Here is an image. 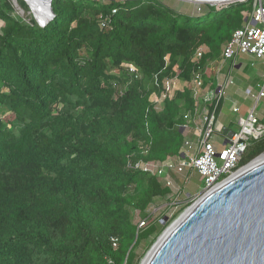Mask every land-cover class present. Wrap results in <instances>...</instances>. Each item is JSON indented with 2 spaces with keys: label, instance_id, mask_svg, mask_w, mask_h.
Wrapping results in <instances>:
<instances>
[{
  "label": "trees",
  "instance_id": "16d2710c",
  "mask_svg": "<svg viewBox=\"0 0 264 264\" xmlns=\"http://www.w3.org/2000/svg\"><path fill=\"white\" fill-rule=\"evenodd\" d=\"M253 1L52 0L54 17L40 26L0 0V264L139 263L137 248L169 223L148 209L170 190L127 163L179 153L183 116L200 106L193 74L221 57ZM155 75L182 84L159 109ZM263 152L264 136L241 164Z\"/></svg>",
  "mask_w": 264,
  "mask_h": 264
},
{
  "label": "built area",
  "instance_id": "2783aa9c",
  "mask_svg": "<svg viewBox=\"0 0 264 264\" xmlns=\"http://www.w3.org/2000/svg\"><path fill=\"white\" fill-rule=\"evenodd\" d=\"M116 4H123L128 0H111ZM264 0H254L253 8L249 14L246 23L236 29L230 40H228L221 50V63L232 60L238 53L252 55L256 58H264ZM117 6L111 9L110 14L117 12ZM109 16H105L100 21V26H106ZM203 47L197 49L195 58L200 59L204 53ZM124 71L129 75L139 76L138 68L132 63H123ZM224 81L217 85L215 89H204L203 76L200 71L193 74L192 77V96L200 103V106L194 113H186L183 118L185 123L181 125V131L184 134L183 143L179 153L173 157L162 161L147 162L143 160L131 161L127 167L132 170L142 171L155 176L159 182L170 190V207L176 209L179 203L196 202L198 194L185 192L186 181L193 174L198 175L203 183L201 193L215 188L225 180L234 176L237 172L245 168L253 159L245 164H241L245 157V150L249 148L254 140L264 136V125L260 123L255 113V105L247 112L245 116L239 117L237 129L228 137L222 146L213 141L212 136L215 132V126L218 117V110L225 96L226 83ZM154 84L160 88V94L153 93L151 101L156 103L159 109L161 102L166 97H171L175 90L180 89L181 82L177 77H165L161 82L154 76ZM121 94L122 90L119 88ZM258 101L264 97V86L257 94H251ZM199 104H197L198 106ZM234 113L239 112L238 106H233ZM192 124L193 126H190ZM192 134V136H191ZM202 194V195H203ZM191 203V204H193ZM175 209L164 218L159 219L161 225L166 224L174 215ZM170 222V223H171ZM148 219H140L138 228L145 227ZM112 245L116 246L117 238H112Z\"/></svg>",
  "mask_w": 264,
  "mask_h": 264
},
{
  "label": "water",
  "instance_id": "95a60500",
  "mask_svg": "<svg viewBox=\"0 0 264 264\" xmlns=\"http://www.w3.org/2000/svg\"><path fill=\"white\" fill-rule=\"evenodd\" d=\"M37 1L45 6V13L41 20L35 16L34 19L44 26L54 17L52 0ZM238 1L242 0L226 4ZM12 3L17 6V1ZM227 135L231 137L232 132ZM262 155L264 152L239 173L187 206L163 230L140 264H264Z\"/></svg>",
  "mask_w": 264,
  "mask_h": 264
},
{
  "label": "rangeland",
  "instance_id": "374dc122",
  "mask_svg": "<svg viewBox=\"0 0 264 264\" xmlns=\"http://www.w3.org/2000/svg\"><path fill=\"white\" fill-rule=\"evenodd\" d=\"M10 1L12 3V0H10ZM181 1H183V0H181ZM184 2H187L190 5L196 4L194 2L190 3L189 1H184ZM128 3H130V2H128ZM263 3H264V1H263ZM12 5H13V13H14L15 16L21 17L25 21L29 20L30 17H33V18H34V16L36 17V15H34L31 12L30 9H29V11L23 10L19 6L18 2H17V6H15L13 3H12ZM2 25H3V22L0 19V28H1ZM237 55H236L237 60H239L243 64V68H246V70H245V73H242V71H239V70L235 69L234 72L232 73L233 78L239 79V78H243L246 75L252 74V75L256 76L255 77L256 80H259V82L264 84V58H255L252 55L242 54V53H238ZM228 64H229L228 61L225 62L224 67L228 66ZM238 103H239L240 107H242V109H246V108L250 109L254 105V100H251L248 97V98H245V99L238 100ZM255 113H256V116L258 118L264 119V100L263 101L261 100V102L257 105ZM7 115H9V114L8 113L3 114V115H1V117L5 119V117H9ZM237 119H238V114L237 113L233 114L231 112H228V113L227 112H223L222 115H220V117L218 118V120L216 122L215 132L213 133V136H212L213 139L212 140L216 141L218 145L222 146V142L224 140V135L220 131L222 125H225V126H228L230 128L235 129L236 123H237ZM190 126H193V125L190 124ZM191 136H192V134H191ZM247 152H248V149L245 150L246 154H247ZM246 154H245V156H246ZM184 185H185V192L186 193L188 192V193L193 194V195L199 193L198 194V198L203 194V193H201V190L203 188V183L201 181V178L198 175H193V176L189 177L188 181H186V183H184ZM167 203H170V201L165 202V200H157L155 202V204L152 205L148 210H149V212L154 213L153 214L154 218L160 212H162V213L164 212V214L167 215V214H169L170 212H172L175 209L174 207H170V205H169L168 208H166ZM191 203H193V201H191ZM191 203H189V205H191ZM180 214L181 213L177 214L176 217H178ZM134 218H135V221H139L140 220L138 215L134 216ZM171 221L172 220L170 219V221L167 224V226L170 224ZM158 228H160V227H158ZM162 232L163 231H161V233ZM160 234L157 236V238L160 236ZM153 237H154V234L151 235L146 241H144L139 246V248H137L136 252L138 254H142L141 258L139 259V263L138 264H140L142 258L151 249L152 245L157 240V238L155 240H152ZM148 243H150L149 244L150 246L146 247L148 245Z\"/></svg>",
  "mask_w": 264,
  "mask_h": 264
},
{
  "label": "crops",
  "instance_id": "0c3cea01",
  "mask_svg": "<svg viewBox=\"0 0 264 264\" xmlns=\"http://www.w3.org/2000/svg\"><path fill=\"white\" fill-rule=\"evenodd\" d=\"M105 1H109V0H105ZM203 49L204 51H206V47L203 46ZM225 62L221 63V57H219L217 61L210 62L205 67V70L202 72L203 81L204 78L208 80L207 83L204 82L205 90L215 89L217 85L224 83V81H232L231 84L227 82L225 85V96L222 100V103L220 104L217 120L220 117V115H222L223 112H227V113L231 112L235 114L232 111L233 106L239 107V112L237 113L238 118L245 116L251 108L242 109V107H240L238 103V100L240 99H245L249 97V99L254 100L255 110L257 108V105L261 102V100L262 101L264 100V97H261L258 101H256L255 98H253L250 94L247 93V91L250 90L251 94L253 93L256 95L258 90L264 86V84L259 82V80L255 79L256 76L249 74L244 76L243 78H239V79L233 78L232 73L234 72L235 69L242 71V73H245L246 70V68H243V64L239 60H237V57H235L232 60H228L229 64L226 67H224ZM258 119L260 123L264 125L263 122L264 119L262 118H258ZM236 129H237V123L235 129L222 125L220 131L224 135L223 142H225L226 139L228 138L227 133L229 132L233 133Z\"/></svg>",
  "mask_w": 264,
  "mask_h": 264
},
{
  "label": "bare ground",
  "instance_id": "6f19581e",
  "mask_svg": "<svg viewBox=\"0 0 264 264\" xmlns=\"http://www.w3.org/2000/svg\"><path fill=\"white\" fill-rule=\"evenodd\" d=\"M17 1V0H15ZM27 2V5L30 7V10L31 12L36 15L37 19L38 20H41L44 16V13H45V7L44 5H41L40 4V1H37V0H24ZM186 1H189L190 3L194 2V3H199L195 0H186ZM230 1H235V0H228V1H224V2H208V4L210 5H216V4H223V3H228ZM264 157V155H262L260 158ZM239 173V172H237ZM236 173V174H237Z\"/></svg>",
  "mask_w": 264,
  "mask_h": 264
}]
</instances>
